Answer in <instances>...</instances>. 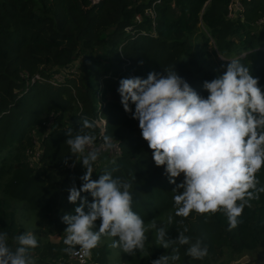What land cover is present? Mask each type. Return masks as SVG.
Segmentation results:
<instances>
[{"label": "trees", "instance_id": "trees-1", "mask_svg": "<svg viewBox=\"0 0 264 264\" xmlns=\"http://www.w3.org/2000/svg\"><path fill=\"white\" fill-rule=\"evenodd\" d=\"M231 1L100 0L93 4L91 0H0V167L9 168L3 184L5 196L0 197V232L7 233L10 249L16 248L10 242L18 244L15 237L26 232L10 199L25 204L58 233L67 227L62 217L75 214L80 201L70 203L68 190L73 185L81 187L80 177L86 169L78 167L65 140L67 130L76 135L84 119L95 122L94 130L84 131H92L96 141L108 135L122 148V154L99 167L92 179L110 172L113 178L130 182L133 211L146 225L162 221L169 239H177L179 231L187 227L185 235L192 243L199 238L207 247V256L195 260L186 255L189 245H173L179 247L180 255L175 264H217L264 243V193L250 201L251 207L244 208L240 223L232 230L223 212L175 216L172 190L176 185L169 182L164 166H156L139 121L133 118L135 105L129 102L131 111L126 112L117 91L121 79H146L153 71L166 75L165 69L175 70L206 98L204 82L221 77L227 60L239 59L259 78L264 92V32L254 27L264 22V0L244 1L242 19L227 17ZM148 7H155L154 19L145 15ZM237 21H241L242 31ZM200 29L215 45L214 71L193 68L186 55L191 36ZM82 56L77 69L67 71L60 83L52 82L54 73ZM100 119L105 121L104 129ZM37 143L43 153L40 166L33 168L27 163L26 151ZM256 175L257 187H264V166ZM182 181L183 174L176 183ZM81 196L92 202L89 193ZM169 215L173 216L171 225H167ZM146 235L142 253L131 256L122 252L117 260L151 264L172 253L171 248L157 244L155 230ZM37 240L38 247L29 252L36 264H70L66 245ZM111 252L105 244L95 249L94 257L100 264H118Z\"/></svg>", "mask_w": 264, "mask_h": 264}, {"label": "clouds", "instance_id": "clouds-1", "mask_svg": "<svg viewBox=\"0 0 264 264\" xmlns=\"http://www.w3.org/2000/svg\"><path fill=\"white\" fill-rule=\"evenodd\" d=\"M227 61L221 77L204 82L206 98L175 70L165 69L166 75L153 71L146 79H121L117 91L126 112L131 111L129 102L135 105L133 118L139 121L142 138L152 150L156 166H164L169 182L176 185L172 190L175 216L187 218L193 211L201 215L223 212L232 230L240 223L244 208L251 207L250 201L264 193V187H257L260 181L256 175L264 166V92L259 78L252 76L239 59ZM95 127V122L84 119L76 135L71 129L66 133L70 154L86 172L80 177L81 187L73 185L68 190V201L80 204L75 207V214L62 217L67 225L64 251L73 254L79 249L90 256L106 236L116 238L112 248L134 256L143 252L146 233L155 230L157 244L171 248L172 253L161 255L151 264L179 261V247L173 245H189L186 255L203 260L207 247L199 238L192 243L185 235L187 227L179 231L177 239H169L164 224L158 225L155 220L145 224L133 211L130 182L113 178L110 172L92 179L101 150L113 147L108 135H103L99 148L94 147L97 136L84 129ZM181 174L183 181L177 184ZM81 193H89L92 202ZM97 221L99 227L94 230ZM172 223L173 216L169 215L167 225ZM7 239V233H0V264H36L29 255L38 247L32 231L15 237V250L9 248Z\"/></svg>", "mask_w": 264, "mask_h": 264}, {"label": "rangeland", "instance_id": "rangeland-1", "mask_svg": "<svg viewBox=\"0 0 264 264\" xmlns=\"http://www.w3.org/2000/svg\"><path fill=\"white\" fill-rule=\"evenodd\" d=\"M242 19L240 16H236L234 19ZM241 21L236 22V26L239 27L241 30ZM255 29L258 31L264 32V22L256 24ZM204 29L198 30L195 34H193L190 38V42L187 45V51L186 55L191 59V63L193 65V68H202L203 70L208 71H214L217 69L216 66V48L214 45V42L210 39V36L206 33L205 37H209V41H206L205 37L203 36ZM84 56L80 57L78 61L72 65H70L67 69H63L60 72L65 76L67 71L75 70L79 67L80 63L82 62ZM188 61V58H187ZM109 152H103L101 153L100 157L98 158L97 162L94 164V172L104 165L109 159ZM76 158V157H75ZM11 163V159H9V163ZM76 164L79 168L85 169L82 166V163L78 162L76 160ZM1 166V165H0ZM9 174V168L8 167H0V197H4L3 192V184L6 182ZM12 205L14 207L15 212L17 213L19 221L24 225L26 231H32L38 239L42 242H55V243H61L63 245V240L65 238L64 233H58L55 230L51 229L48 225V221L40 219L37 217L34 213L29 211L25 208V204L21 202H17L14 200H11ZM158 225L163 224L162 221L157 222ZM98 230V226L96 229ZM1 233V232H0ZM113 239L116 238H110V237H102L100 244L91 250V253H95V249L98 247H101L103 245H108L111 249V257L113 260L116 261L118 264H122V260H117L119 256L122 255V251L120 248H112L110 245L112 244ZM13 247H17L18 244L15 242H10ZM117 257V258H116ZM237 261H243L245 264H264V243L259 245L256 249L246 252L240 257L230 259L229 257H225L221 261H219L217 264H232Z\"/></svg>", "mask_w": 264, "mask_h": 264}, {"label": "built area", "instance_id": "built-area-1", "mask_svg": "<svg viewBox=\"0 0 264 264\" xmlns=\"http://www.w3.org/2000/svg\"><path fill=\"white\" fill-rule=\"evenodd\" d=\"M93 4L98 3L100 0H91ZM244 1H250V0H232L229 7H228V13L227 17L230 19H234L236 16L243 17V14L245 12V2ZM145 15L149 16L150 18L154 19L156 16L155 7H148L145 10ZM136 18L138 20H141V16L137 15ZM263 21H260L259 23H262ZM38 78L35 77V79ZM64 75L61 72H56L53 75L52 82L53 83H60L63 81ZM52 118L49 123H51ZM99 125L104 129L105 127V121L103 119L99 120ZM102 140H98L95 142L94 147L99 148L102 144ZM112 145L113 147L110 150H101V153L103 152H109V156L112 157H118L122 154V148L119 144V142L112 139ZM43 149L40 143H37V145L33 146L32 148L27 149L26 155H27V163L33 167H39L40 166V159L42 157ZM69 259H75L78 260L80 264H100L96 258L94 257V254L91 253L90 256H85L82 252L77 249L73 254L70 255Z\"/></svg>", "mask_w": 264, "mask_h": 264}, {"label": "water", "instance_id": "water-1", "mask_svg": "<svg viewBox=\"0 0 264 264\" xmlns=\"http://www.w3.org/2000/svg\"><path fill=\"white\" fill-rule=\"evenodd\" d=\"M183 61L187 62V57L186 56H183ZM68 262L70 264H80L79 261L75 260V259H69ZM232 264H245V263H243V261H237V262H234Z\"/></svg>", "mask_w": 264, "mask_h": 264}, {"label": "crops", "instance_id": "crops-1", "mask_svg": "<svg viewBox=\"0 0 264 264\" xmlns=\"http://www.w3.org/2000/svg\"><path fill=\"white\" fill-rule=\"evenodd\" d=\"M108 157H110V156H108ZM111 158V157H110Z\"/></svg>", "mask_w": 264, "mask_h": 264}]
</instances>
